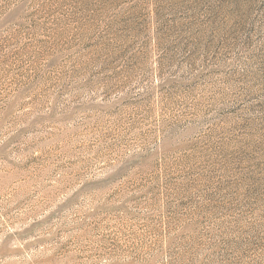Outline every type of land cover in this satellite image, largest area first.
Listing matches in <instances>:
<instances>
[{
  "label": "rangeland",
  "instance_id": "obj_1",
  "mask_svg": "<svg viewBox=\"0 0 264 264\" xmlns=\"http://www.w3.org/2000/svg\"><path fill=\"white\" fill-rule=\"evenodd\" d=\"M0 264H264V0H0Z\"/></svg>",
  "mask_w": 264,
  "mask_h": 264
}]
</instances>
